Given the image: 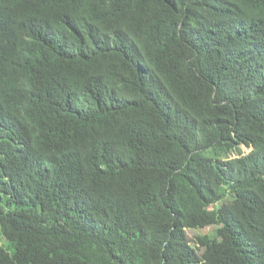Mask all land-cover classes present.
I'll list each match as a JSON object with an SVG mask.
<instances>
[{
  "label": "trees",
  "instance_id": "trees-1",
  "mask_svg": "<svg viewBox=\"0 0 264 264\" xmlns=\"http://www.w3.org/2000/svg\"><path fill=\"white\" fill-rule=\"evenodd\" d=\"M0 264H264V0H0Z\"/></svg>",
  "mask_w": 264,
  "mask_h": 264
},
{
  "label": "rangeland",
  "instance_id": "rangeland-1",
  "mask_svg": "<svg viewBox=\"0 0 264 264\" xmlns=\"http://www.w3.org/2000/svg\"><path fill=\"white\" fill-rule=\"evenodd\" d=\"M250 150L244 148V152L248 153ZM237 154H232L233 157H235ZM220 203L213 204L212 208H217ZM216 226L211 225L208 227H204L198 230H188V236L192 240L193 245L195 242H198L200 236H206V235H213L216 231Z\"/></svg>",
  "mask_w": 264,
  "mask_h": 264
}]
</instances>
